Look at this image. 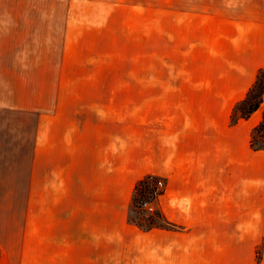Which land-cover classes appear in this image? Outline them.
<instances>
[{
    "label": "crops",
    "instance_id": "crops-1",
    "mask_svg": "<svg viewBox=\"0 0 264 264\" xmlns=\"http://www.w3.org/2000/svg\"><path fill=\"white\" fill-rule=\"evenodd\" d=\"M196 4L172 36L188 75L150 78L110 75L109 0L0 11V264H264V150L250 147L264 96L230 124L264 68V0ZM147 175L166 181L168 226L128 219Z\"/></svg>",
    "mask_w": 264,
    "mask_h": 264
},
{
    "label": "rangeland",
    "instance_id": "rangeland-1",
    "mask_svg": "<svg viewBox=\"0 0 264 264\" xmlns=\"http://www.w3.org/2000/svg\"><path fill=\"white\" fill-rule=\"evenodd\" d=\"M67 1L68 0H0V11L35 12L49 11L51 9L54 13H60L65 11ZM71 1H87L91 3L95 0ZM109 1L116 6L114 12L117 15L118 23L117 47L120 49L123 48L121 52L118 50L117 60L114 62V68H112V73L110 75L144 78L188 75L187 68H183L186 62L182 60V48L174 43L172 36L174 31L177 32H175L176 35H179L181 34V30L186 28L183 14L187 13L190 8L199 9L203 7L196 4L198 0ZM245 7L252 11V6ZM86 12L88 15L90 14L88 10ZM122 24L125 25L126 36L128 35V38H125V40H123V31L120 28ZM54 36H56V32H54ZM90 63L94 64L97 62L92 61ZM110 87V91L112 92H124L123 88L125 86L54 85L53 92L54 94L61 93V91L88 92L92 88H98L100 92H108V88ZM131 87L138 90L136 92H140V88L147 86L132 85ZM135 90L133 89L132 91ZM230 124L232 123L230 122ZM259 134L255 135L256 139ZM257 143H261V141L257 140ZM145 177H147V189L143 191L142 195H137L133 204L130 203L128 219L131 222L134 220L141 225V227H139L144 230H147L146 228L152 224L167 226L163 222L162 215L156 210L154 205L157 196L165 189L166 181L164 178L156 175H147ZM158 182H162V185L159 186ZM145 202L152 210L143 207V203ZM253 251L256 261H260L263 253L262 245L257 244L253 246Z\"/></svg>",
    "mask_w": 264,
    "mask_h": 264
},
{
    "label": "trees",
    "instance_id": "trees-1",
    "mask_svg": "<svg viewBox=\"0 0 264 264\" xmlns=\"http://www.w3.org/2000/svg\"><path fill=\"white\" fill-rule=\"evenodd\" d=\"M263 96H264V68H260L256 73V78L254 83L248 89L245 97L234 106L231 113L230 122L233 124L238 119L246 118L251 113L258 110L262 104ZM262 131H264V114L262 115L260 122L253 128L251 133L250 147L255 151L264 150V132ZM256 134H259L257 139L255 138ZM257 140L261 141V143H257ZM146 178L147 177L141 178L135 184L131 199L132 204L136 199L137 195L139 194L142 195L143 191L147 189ZM132 222L136 223L134 220H132ZM163 222L165 225L167 226L169 225L166 221L163 220ZM136 224L141 227V225H139L138 223ZM156 226L157 225L152 224L146 229H150Z\"/></svg>",
    "mask_w": 264,
    "mask_h": 264
},
{
    "label": "built area",
    "instance_id": "built-area-1",
    "mask_svg": "<svg viewBox=\"0 0 264 264\" xmlns=\"http://www.w3.org/2000/svg\"><path fill=\"white\" fill-rule=\"evenodd\" d=\"M158 185L161 186L162 185V182H158ZM143 207H145L148 210H152V208L150 206H148L146 202L143 203Z\"/></svg>",
    "mask_w": 264,
    "mask_h": 264
}]
</instances>
